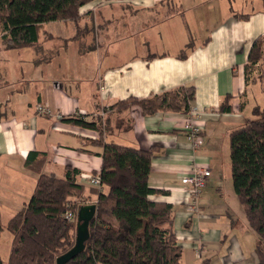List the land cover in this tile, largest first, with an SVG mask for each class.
Segmentation results:
<instances>
[{"label":"crops","instance_id":"obj_1","mask_svg":"<svg viewBox=\"0 0 264 264\" xmlns=\"http://www.w3.org/2000/svg\"><path fill=\"white\" fill-rule=\"evenodd\" d=\"M79 15L78 39L72 23L54 21L22 50H7L0 28L1 210L15 214L29 200L37 180L26 166L32 153L44 158V174L63 177L71 167L90 186L101 166V148L91 142L100 135L63 120L102 118L104 143L153 152L148 185L167 194L150 199L173 207L190 264H257L244 253L242 237L252 234L227 170L228 135L264 108V79L246 84L244 76L253 42L264 37V0H93ZM187 87L195 114L112 108ZM227 96L231 110L222 112ZM188 119L200 130L196 148L183 130ZM193 167L210 172L196 212L181 183Z\"/></svg>","mask_w":264,"mask_h":264},{"label":"trees","instance_id":"obj_2","mask_svg":"<svg viewBox=\"0 0 264 264\" xmlns=\"http://www.w3.org/2000/svg\"><path fill=\"white\" fill-rule=\"evenodd\" d=\"M91 1L0 0L1 44L7 50L32 47L42 25L54 21L72 23L74 39H78L83 33L79 9ZM189 47L180 51V59H185ZM244 76L246 84L264 79V37L253 42ZM193 98L194 89L187 87L148 99L128 98L112 108L125 112L137 106L145 116L186 112ZM229 101L225 97L219 110L229 112ZM63 121L100 135L91 142L101 148L100 170L94 174L100 178V187L78 182L79 171L71 167L65 168L63 177L44 174V158L29 154L26 166L37 180L27 203L7 223L12 236L7 264H56V258L74 245L77 208L93 198L96 217L89 224V240L84 251L66 264H182L184 249L174 232L173 207L150 199L167 194L148 185L153 152L104 143L102 118L86 121L76 116ZM228 141L232 189L248 229L258 237L257 264H264V108L255 107L252 118L232 131ZM66 211L73 213V221L64 219ZM2 231L0 207V236Z\"/></svg>","mask_w":264,"mask_h":264},{"label":"built area","instance_id":"obj_3","mask_svg":"<svg viewBox=\"0 0 264 264\" xmlns=\"http://www.w3.org/2000/svg\"><path fill=\"white\" fill-rule=\"evenodd\" d=\"M40 112L47 113L46 111L39 109ZM190 114H195V108L189 110ZM183 130L187 132L188 139L191 142L193 148L198 147V137H199V128L195 126L190 119L184 123ZM210 172L201 167H193L189 170L181 179L182 186L188 192L189 201H190V210L191 212H196L198 210L197 201L200 197V194L203 188L206 186V182ZM88 182L91 186L100 187V178L98 176H89ZM93 204V203H92ZM64 219L68 222L74 220V215L71 211H66L64 214Z\"/></svg>","mask_w":264,"mask_h":264},{"label":"water","instance_id":"obj_4","mask_svg":"<svg viewBox=\"0 0 264 264\" xmlns=\"http://www.w3.org/2000/svg\"><path fill=\"white\" fill-rule=\"evenodd\" d=\"M96 217V205H80L76 211V225L74 235V245L64 254L56 258V264H66L73 257L83 252L89 240V224Z\"/></svg>","mask_w":264,"mask_h":264},{"label":"rangeland","instance_id":"obj_5","mask_svg":"<svg viewBox=\"0 0 264 264\" xmlns=\"http://www.w3.org/2000/svg\"><path fill=\"white\" fill-rule=\"evenodd\" d=\"M230 175V166L227 170V176ZM229 178V176H228ZM231 180V177H230ZM229 182V181H228ZM12 210L4 207L1 210V223L3 227L2 234L0 236V258L3 262V264H7L8 262V257H9V251H10V245H11V234L9 231H7L6 226L8 221L11 219V217L14 215ZM245 224V223H244ZM250 234L252 235H245L242 237V243H243V248H244V253L249 256V261H251V257L255 255L254 249L258 240V237L250 231ZM184 261L182 260V264H190L192 262L193 256L192 252L190 251L189 253H186L183 255ZM186 259V262H185Z\"/></svg>","mask_w":264,"mask_h":264}]
</instances>
